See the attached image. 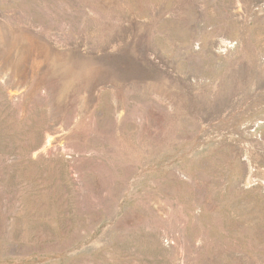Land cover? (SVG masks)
<instances>
[{
  "label": "rangeland",
  "instance_id": "374dc122",
  "mask_svg": "<svg viewBox=\"0 0 264 264\" xmlns=\"http://www.w3.org/2000/svg\"><path fill=\"white\" fill-rule=\"evenodd\" d=\"M0 264H264V0H0Z\"/></svg>",
  "mask_w": 264,
  "mask_h": 264
}]
</instances>
